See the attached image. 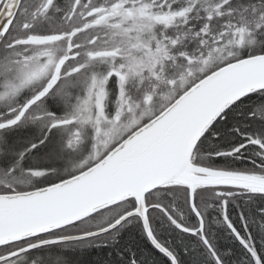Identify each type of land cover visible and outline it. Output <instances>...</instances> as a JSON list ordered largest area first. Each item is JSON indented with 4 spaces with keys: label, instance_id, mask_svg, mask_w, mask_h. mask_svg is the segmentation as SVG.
<instances>
[{
    "label": "snow or ice",
    "instance_id": "1",
    "mask_svg": "<svg viewBox=\"0 0 264 264\" xmlns=\"http://www.w3.org/2000/svg\"><path fill=\"white\" fill-rule=\"evenodd\" d=\"M0 264H264V0H0Z\"/></svg>",
    "mask_w": 264,
    "mask_h": 264
}]
</instances>
